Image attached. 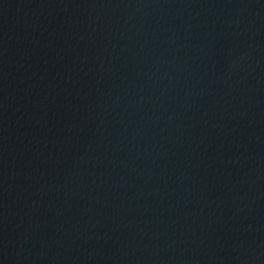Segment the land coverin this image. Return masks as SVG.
I'll return each mask as SVG.
<instances>
[{
    "label": "water",
    "instance_id": "1",
    "mask_svg": "<svg viewBox=\"0 0 264 264\" xmlns=\"http://www.w3.org/2000/svg\"><path fill=\"white\" fill-rule=\"evenodd\" d=\"M0 264H264V0H0Z\"/></svg>",
    "mask_w": 264,
    "mask_h": 264
}]
</instances>
